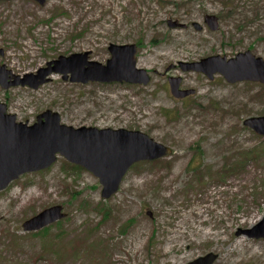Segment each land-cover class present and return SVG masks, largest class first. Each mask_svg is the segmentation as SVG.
<instances>
[{
    "label": "rangeland",
    "instance_id": "374dc122",
    "mask_svg": "<svg viewBox=\"0 0 264 264\" xmlns=\"http://www.w3.org/2000/svg\"><path fill=\"white\" fill-rule=\"evenodd\" d=\"M111 43L137 44L147 84L54 73L39 88L0 85V102L18 121L52 109L68 125L140 130L174 152L134 164L109 199L97 176L64 157L23 174L0 191V264H187L209 252L215 264H264V237L237 234L264 219V135L244 125L264 115V83L180 65L246 50L264 58V0L0 1V65L14 74L85 51L106 63ZM170 76L196 92L175 97ZM55 204L65 218L24 230Z\"/></svg>",
    "mask_w": 264,
    "mask_h": 264
},
{
    "label": "water",
    "instance_id": "95a60500",
    "mask_svg": "<svg viewBox=\"0 0 264 264\" xmlns=\"http://www.w3.org/2000/svg\"><path fill=\"white\" fill-rule=\"evenodd\" d=\"M1 1V0H0ZM45 4L46 0H37ZM206 22L212 29L219 28L216 15H206ZM170 25H182L171 22ZM197 28H202L195 23ZM111 57L106 63L89 59L90 52H77L69 56L60 55L38 69L37 73L24 76L14 74L5 64L0 65V85H28L39 88L51 80L53 73H61L72 82H128L147 84L151 76L144 68L137 67L136 43H111ZM181 67L201 71L211 79L222 74L231 83L260 81L264 83V58L251 50L240 51L228 58L226 55H212L199 62H182ZM182 77L170 76V90L177 98H184L196 92L194 88H181ZM244 125L264 135V115L250 116ZM173 149L140 130L126 128H99L96 126H73L63 123L58 111L47 109L37 115L33 123L18 121L16 114L7 111L6 103L0 102V190L25 173L41 171L52 166L59 156L81 165L97 176L102 184V198L112 197L133 164L143 160L169 156ZM151 215L152 213L149 212ZM68 213L62 204L44 208L23 222L25 231H36L48 226ZM237 234L249 237H264V219L257 225L239 229ZM218 254L209 252L188 264H214Z\"/></svg>",
    "mask_w": 264,
    "mask_h": 264
},
{
    "label": "trees",
    "instance_id": "16d2710c",
    "mask_svg": "<svg viewBox=\"0 0 264 264\" xmlns=\"http://www.w3.org/2000/svg\"><path fill=\"white\" fill-rule=\"evenodd\" d=\"M70 164L73 165V166H75V167H78V168L83 169V167H81L80 165H75V164H73V163H70ZM58 222H59V221H58ZM49 226H50V225H49ZM49 226L43 228V232L48 231V230L50 229ZM36 233H38V232L36 231Z\"/></svg>",
    "mask_w": 264,
    "mask_h": 264
},
{
    "label": "flooded vegetation",
    "instance_id": "af4514ba",
    "mask_svg": "<svg viewBox=\"0 0 264 264\" xmlns=\"http://www.w3.org/2000/svg\"><path fill=\"white\" fill-rule=\"evenodd\" d=\"M200 256H201V255H200ZM200 256H198V257H200ZM198 257H196V258H198ZM196 258H195V259H196ZM217 259H218V258H217ZM192 260H194V259H192ZM192 260L188 261V263L191 262ZM216 261H217V260H216ZM216 261H215V262H216ZM188 263H187V264H188ZM214 264H215V263H214Z\"/></svg>",
    "mask_w": 264,
    "mask_h": 264
}]
</instances>
